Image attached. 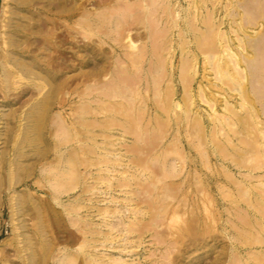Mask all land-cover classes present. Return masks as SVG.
<instances>
[{
  "label": "rangeland",
  "instance_id": "obj_1",
  "mask_svg": "<svg viewBox=\"0 0 264 264\" xmlns=\"http://www.w3.org/2000/svg\"><path fill=\"white\" fill-rule=\"evenodd\" d=\"M22 1L0 0V264H67V251L76 252L84 237V231L77 227L75 220L71 219L67 210L70 208L69 206H72L76 196L84 199L85 206L90 207L95 204L103 205L102 207L109 206L107 208L112 213L116 212V217H119V211L113 210L125 208L124 212L128 210L131 212L126 215L130 217L128 222H131L133 218L135 220V211L144 212V215L138 216L146 227L144 228L148 232L145 230L144 232L147 234L144 233L142 236L133 233L130 236L125 232L126 234L120 237L121 233L119 235L114 232V235L118 236L110 237V242L114 239L115 241L109 243L108 247L104 248L98 243V249L95 251L99 256L106 258L103 259L105 262L122 259L120 261L126 264H264V167L262 166L264 165V140H262L264 132H262L263 134L260 132L264 131V125L255 124V127L250 123L251 127L243 125V128L249 126V130L248 128L243 129L237 124L233 126L235 121L230 118V113L225 108L227 101L224 99H229L228 101L232 105L238 107L237 111L241 109L239 105L243 102L247 103V101L242 98V88L241 91L234 90L235 92H233L231 88L236 87L233 86L234 82L222 79V77L226 78L223 73L220 77L219 70L216 71L217 68L213 67L216 65V61L206 63V56L209 55L208 57L212 58L210 57L212 54L209 52L208 55L198 53L196 62L194 61L196 72L193 74V79L187 77L189 78L188 82H183L187 79L185 77L188 74L186 71L188 69L187 61L197 52H195V40L192 35L184 38L186 42L188 39V42L190 41L185 46L186 43H183L180 33L186 27L185 18L189 21L192 17V4L197 0H166L167 3L165 0H154L157 2L155 6H159L160 10L171 4L172 13L180 16H177V19L180 20L182 27L178 26L177 30L175 28L171 31L168 28L170 25L166 26V22L161 25L162 27L153 26V29L152 27L147 29L144 25V23L150 22L152 25L158 26L159 18L164 16V13L159 15L155 12L156 18L151 14L148 15V9L151 8L148 3H152V0H106L108 3L105 0H99L100 2L98 0ZM208 1L210 4L208 3L207 9L205 8L203 11L205 16H209V13L215 11L216 20L219 21L221 18L225 21L224 26L221 27L222 32L230 33L231 36L236 37L234 29L231 27L232 22L228 18L236 0ZM260 1L262 3L259 5ZM260 1L252 0L251 2L248 0L249 3H252V7L254 6V12L259 6L261 9L263 8L264 0ZM214 4L216 6L218 4L215 10L213 9ZM261 9L258 8V10ZM73 10H75V14ZM108 16L112 17V22L118 21L117 23H119L123 20L122 22L125 23L126 27H124V23L122 27V22L119 25L115 22L121 27L118 28L115 24V28L119 30H116L118 34L115 33L117 38L114 37L113 25L111 20H108L110 19ZM136 21L137 24H135ZM86 22L88 23L86 24ZM90 23L94 26H90ZM151 24L150 26H152ZM164 25L165 27H163ZM149 31H152V34L155 32V36L157 35V47L154 43H152L154 45L152 47ZM250 32L256 35L259 29L250 30ZM128 34L133 37L136 35L137 37L134 38L137 40L141 35L147 39L138 40L136 43L138 47L129 49L128 43L130 42L124 41ZM166 40L171 41L174 45L172 43L170 45ZM215 40L205 42L204 50H209L211 44L218 42ZM123 43L125 49L122 47ZM145 43L150 51L155 48L154 53L153 50L150 52L151 58L142 62L143 64H130L129 62H133V57H137L139 54V50L146 47ZM123 50L129 52H126L130 54L127 58L129 57L131 60L126 58V53L124 54ZM131 54L134 56L132 57ZM219 54L221 53L217 55ZM185 58L188 60L186 61ZM224 59H226L225 56ZM17 60L33 67L39 77H27L17 65ZM263 60L264 57L260 62L264 68ZM205 63L207 66L211 63L212 66L210 65L208 68L203 65ZM132 68L133 70H131ZM103 69H107V71ZM103 72L107 73L103 74ZM263 72L264 69L260 72L262 76ZM219 78H221V82ZM224 82L227 83L226 86ZM185 84L190 89L189 93L186 92ZM230 84L233 87L229 86ZM127 85L131 87L133 94H129ZM111 90L120 92L118 97L112 95L109 100L108 97L104 98L107 93V96H110ZM168 92H172V99ZM201 92H205L204 95ZM102 94L103 96H101ZM252 96L254 97L253 94ZM186 97L189 98L188 102L191 101L189 102V104L191 103L189 119L182 111L187 106ZM262 97L264 98V95ZM208 98L216 99L218 102L211 104ZM169 100L180 104L181 108H176L177 114H175L176 112L168 114L169 111L166 108L169 109V103H166L170 102ZM259 100L260 102H258ZM255 103L261 110L260 106L264 100L256 99ZM42 104V108L45 109L40 107ZM164 105H168V107ZM39 107L43 114L45 112L44 115L40 111L38 113L41 115L34 112ZM252 108L256 110L255 106ZM241 111L239 113L244 114ZM40 116L42 119H39ZM213 117L218 122L214 121ZM225 117L227 122L233 121L231 124L234 128H238L237 130L242 128L236 138L230 135L232 133L230 126H227L229 129L227 131L226 125L229 123L222 120ZM196 118L201 119V125L198 123L199 127L198 124L196 125ZM230 119L231 121H229ZM35 120H37V124H35ZM38 122H42V124ZM136 123L138 127H136ZM220 123H222L221 126ZM115 126L114 130L118 131L115 136L122 137L124 141L122 138H118L117 145L121 143L120 147L118 145L119 148L110 149L113 142L108 138L111 144L107 136L112 135L110 133L113 131L110 128H115ZM252 127L254 130L256 129L255 132ZM137 128L138 130H136ZM76 129L78 132L75 138L78 137V140L75 142L73 141V130ZM124 129L131 133L133 131L135 135H140V142L139 136L137 138L131 134L132 137H126L129 133L126 132L128 133L126 134ZM34 130L36 132H33ZM245 131L246 133H244ZM33 133L34 135L38 133L39 136L36 134V137ZM122 133L126 134L124 135L126 138L122 136ZM202 135L204 137L206 135L205 142L202 140ZM258 135L261 136V140ZM227 137L232 144L228 142ZM136 139L138 141H135ZM235 140L238 141L235 142ZM254 140H258V142ZM36 141H38L37 144ZM251 142L257 143V146L256 144L251 145ZM233 144L237 145V151H241L239 155L233 154V150H230ZM247 144L250 145L248 149ZM219 145H223V147ZM238 145L242 149H246L242 150ZM129 147L130 150L133 148V152H137V156L132 151H128ZM251 147H253L252 150ZM258 147L260 152L257 150ZM73 149L77 151L76 160L79 162L76 175L80 174L82 177L77 190H70V193L63 186L70 185L72 182L73 172L71 174V171L74 159L72 160L71 157H74ZM109 149L111 152L116 151L122 155L123 158L119 157L120 160L123 159L124 163L121 161L122 164L127 166L132 162V166L128 165L130 168L127 166L129 170L124 165L120 168L121 172H129V175L126 174L128 177L122 176L121 172H113L111 168L100 163L108 162ZM249 152L256 154L257 157H252ZM60 154L64 156H60ZM173 157L178 159L177 162H175L176 160H172V163L168 162ZM132 158H135L136 163H133ZM88 159H91L97 166H92ZM237 159L240 161L237 162ZM181 161L183 164L180 163ZM71 167L72 169H70ZM167 167L170 168L169 171ZM248 167L250 168L248 169ZM177 170H180V176L178 174V177L170 178L169 173L174 175ZM142 172L144 173L141 176ZM166 172L169 176L166 175ZM139 176L141 178L138 180ZM94 178L100 180L97 182ZM129 179L135 180L131 182ZM96 183L100 184L97 187L99 192L96 189V193L100 194L95 196V190L87 191V188L92 184L97 185ZM60 192L61 197L58 195ZM129 192H133L134 195ZM91 197L94 202L90 204ZM128 198L134 200L128 201ZM91 210L93 211L92 221L95 223L114 221V215H110L108 220L103 219L104 221H102V218L98 217V213L94 209ZM87 211L88 209H84L82 213ZM72 234L79 238L82 237L81 241L73 244ZM111 239L113 240L111 241ZM128 242L132 244H128ZM126 247L127 250H124ZM70 264L86 263L84 257H78Z\"/></svg>",
  "mask_w": 264,
  "mask_h": 264
},
{
  "label": "bare ground",
  "instance_id": "obj_2",
  "mask_svg": "<svg viewBox=\"0 0 264 264\" xmlns=\"http://www.w3.org/2000/svg\"><path fill=\"white\" fill-rule=\"evenodd\" d=\"M22 1V0H21ZM106 1V0H105ZM104 1V2H105ZM121 1V0H120ZM149 1V0H148ZM151 1V0H150ZM153 2H154V0H152ZM166 1V0H165ZM165 1H163V2H165ZM174 1V0H173ZM216 1V0H215ZM214 1V2H215ZM221 1V0H220ZM233 1V0H232ZM235 1V0H234ZM251 2H252V0H250ZM258 1V0H257ZM260 1V0H259ZM22 2H24V1H22ZM21 2V3H22ZM94 2V1H93ZM98 2H100L99 0H98ZM102 2V1H101ZM104 2H103V4H104ZM107 3H108V1H106ZM127 2V1H126ZM148 3V4H150L149 6L151 7V8H149L148 9V11H149V14L148 15H150L151 14V16L152 17H154L155 15H154V12H155V14H159L160 15V13H162V15H163V13H164V16H162V17H160V16H157V17H160L159 18V20H158V22H159V24H158V26H155V25H152L150 22V24L152 25V26H150V24L149 23H144V25L146 26V28L147 29H151V27H152V29H153V26L154 27H156V28H158L159 26H161V25H163L165 22H166V26L167 25H170L168 28H170V31L171 30H174L176 27H178V26H180V27H182L181 25H180V20H178L177 19V16L176 15H174L172 12H173V10L171 11V9H170V7L172 6L171 4H170V6L169 7H167L166 6V8H161V10H160V8H158L159 6H155V4L157 3L156 1L154 2V3ZM178 2V1H177ZM231 2V1H230ZM166 3H167V1H166ZM192 3V2H191ZM208 3H209V1L208 0H197L196 2H194L193 1V4H192V17L189 19L188 17H187V19H189V21H187L186 20V18H185V29H181L182 30V32L180 33L181 35H180V38H182L183 39V43L185 44V46L187 45V44H189L190 43V41L188 42V40H187V42H186V40H184V38L186 37V36H189V35H192V37L194 38V42H195V52H197V54H195L193 57H191L192 56V54H191V58L187 61L186 60V58H185V60L187 61V64L186 65H188V69H186V71H187V73L188 74H186L187 76L185 77V78H187V77H189V78H192L193 77V74H194V72H196V64H194V61L196 62V60L195 59H197V57H198V53L199 54H202V53H204L203 55H206L208 52L210 53V54H212V56H210V57H212V58H209L208 56H206V63L208 64V62H210V61H216L217 63H216V65H214V63H212L214 66V68H217L216 69V71L217 70H219V75H220V77H222L221 76V74L223 73V75L224 76H226V78L224 77H222V79H226V80H229V81H233L234 83V85L233 86H236L235 88H231V87H229V88H231V90L233 91V92H235L234 90H240L241 91V88H242V93H243V97L242 98H244L246 101H247V103H245V102H243V104H241V105H239L240 106V110H242L243 112H244V114H241V113H239V111H237V109H238V107H236V106H234V104L232 105L228 100H226V99H224V101H227V104L226 103H224V104H226V110L230 113V118H232L234 121H235V123H233V126H236V124L240 127H242L243 128V125H249V123H250V125H252V126H254L255 127V124L256 125H258V124H263L264 125V103H262L261 105L262 106H260V108H261V110H259L258 108H257V105H256V103H255V100L256 99H263L264 100V98L262 97L263 95H264V75L262 76L261 74H260V72L264 69L263 68V66H262V64H261V60H262V58L264 57V5H263V8L261 9V7L259 6L258 8H260L261 10H258V8H256L257 9V11L256 12H254V10H253V7H252V3H249L248 2V0H236L235 2H234V6H233V8H232V10L229 12L230 14H228L229 15V17L228 18H230V21L232 22V24H231V27H232V29H234V33H235V36L236 37H233V36H231L230 35V33H227V32H222V29H221V27H222V25L224 26V24H225V21L224 20H221V18H220V20L219 21H217L216 20V17L214 16V13H215V11H213V12H211V13H209L208 15L210 16H205V14L203 13V11H204V9L206 8L207 9V6H208ZM217 3V2H216ZM255 3V2H254ZM262 2L260 1V3H259V5L261 4ZM97 4V3H96ZM100 4V3H99ZM123 4V3H122ZM148 4H147V6H148ZM160 4V3H159ZM164 4V3H163ZM210 4V3H209ZM211 4H212V2H211ZM218 4L220 5V3L218 2ZM218 4H217V6H218ZM232 4H233V2H232ZM256 4H257V2H256ZM182 5V4H181ZM227 5V4H226ZM103 6V5H102ZM179 6V5H178ZM214 6V10H215V7H217L215 4L213 5ZM257 6V5H256ZM80 7V6H79ZM119 7V6H118ZM123 7V6H122ZM130 7V6H129ZM135 7H136V5H135ZM160 7H163V6H160ZM191 7V6H190ZM224 7V6H223ZM226 7V6H225ZM227 7H228V5H227ZM77 8V7H76ZM83 8V7H82ZM87 8V7H86ZM127 8H128V6H127ZM176 8V7H175ZM180 8V7H179ZM181 8H182V6H181ZM188 8V7H187ZM229 8V7H228ZM124 9V8H123ZM134 9V8H133ZM173 9V8H172ZM186 9V8H185ZM209 9V8H208ZM212 9V10H213ZM255 9V8H254ZM120 10V9H119ZM137 10V9H136ZM176 10V9H175ZM174 10V11H175ZM74 12V14H75V10H73ZM91 11V10H90ZM124 11V10H123ZM127 11V10H126ZM182 11V10H181ZM180 11V12H181ZM186 11V10H185ZM191 11V10H190ZM78 12V11H77ZM140 12V11H139ZM142 12V11H141ZM210 12V11H209ZM220 12V11H219ZM225 12H227V11H225ZM224 12V13H225ZM82 13V12H81ZM90 14H91V12H89ZM89 13H87L88 15H90ZM137 13V12H136ZM182 13V12H181ZM188 13H189V10H188ZM187 13V14H188ZM217 13H218V11H217ZM246 13V14H245ZM84 14V13H83ZM85 14H86V11H85ZM105 14V13H104ZM124 14V13H123ZM125 14H127V13H125ZM190 14V13H189ZM243 14H244V16H243ZM69 15V14H68ZM87 15V16H88ZM117 15V14H116ZM147 15V14H146ZM106 16V15H105ZM123 16V15H122ZM176 16V17H175ZM109 17V16H108ZM108 17H106V18H108ZM116 17V16H115ZM143 17V16H142ZM152 17H151V19H152ZM178 17H180V16H178ZM227 17V16H226ZM89 18H90V16H89ZM95 18H97V17H95ZM104 17H102V20H104L103 19ZM110 18V17H109ZM112 18V17H111ZM108 19V20H111V22H112V19ZM155 18H156V16H155ZM181 18H182V16H181ZM223 18V17H222ZM113 19H115L114 17H113ZM116 19H117V17H116ZM115 19V20H116ZM119 19V18H118ZM139 19V18H138ZM138 19H136V20H138ZM147 20H148V18H146ZM227 19V18H226ZM92 20V19H91ZM107 20V21H108ZM119 20H122V19H119ZM139 20H141V19H139ZM123 21V20H122ZM122 21H120V22H122ZM127 21V20H126ZM95 22H97V21H95ZM110 22V21H109ZM108 22V24L109 25H111V23H109ZM116 21H113L112 22V25H113V29L115 30H112L113 31V34H114V37H116L115 36V33L116 34H118L117 33V31L116 30H118L117 28H115L116 27V25L118 24H120V22L119 23H115ZM141 22H143V21H141ZM163 22V23H162ZM230 22V23H231ZM88 22H86V24H87ZM123 23L124 22H122L121 24V26L123 27ZM130 23V22H129ZM182 23V22H181ZM182 23V24H183ZM92 23H90V26H94L93 24L91 25ZM105 24V23H104ZM116 24V25H115ZM127 24V23H126ZM131 24H132V22H131ZM135 24H137V21H136V23ZM139 24V23H138ZM96 25V24H95ZM106 25V24H105ZM117 25V27L118 28H121L120 26H118ZM128 25V24H127ZM45 26V25H44ZM184 26V25H183ZM87 27H88V25H87ZM106 27V26H105ZM108 27V26H107ZM110 27V26H109ZM124 27H126L125 26V23H124ZM130 27V26H129ZM162 27V26H161ZM163 27H165V25L163 26ZM261 27H263V29H261ZM171 28H173V29H171ZM74 29V28H73ZM88 29V28H87ZM123 29V28H122ZM254 29H259V32H258V34H256V35H253L251 32H250V30H254ZM42 30V29H41ZM93 30V29H92ZM155 30H157V29H155ZM176 30H177V28H176ZM180 30V29H179ZM73 31V30H72ZM75 31V30H74ZM77 31V30H76ZM119 31V30H118ZM153 31V30H152ZM152 31H149L150 32V34H151V44L152 43H154V45H155V47H157V35L155 36V32H153V34H152ZM168 31H169V29H168ZM122 32V31H121ZM158 32H160L159 30H158ZM163 32V31H162ZM232 32V33H233ZM120 33V32H119ZM164 33V32H163ZM233 33V34H234ZM70 34V33H69ZM76 34H78V33H76ZM106 34H107V32H106ZM139 34V33H138ZM165 34V33H164ZM163 34V37H165V35ZM167 34H169V33H167ZM166 34V35H167ZM173 34V33H172ZM112 35V34H111ZM109 36H110V34H109ZM150 36V35H149ZM160 36H162V35H160ZM177 36H178V34H177ZM114 37H112V38H114ZM119 37V36H118ZM134 37H137L136 35L134 36ZM132 35H130V34H128V35H126V37L124 38V41H129L130 43H128L129 45H128V48L129 49H131V48H135L136 46H137V42H138V40L140 41V40H142V39H145L144 38V35H141L140 37H139V39L137 40V38H134ZM162 37V39L163 40H165V38H163ZM191 37V38H192ZM117 38V37H116ZM169 38V37H168ZM171 38L173 39V36H171ZM190 38V37H189ZM126 39V40H125ZM137 40V41H135V40ZM147 39V38H146ZM149 39V40H150ZM213 39H216L218 42L216 43H214L213 45L211 44V46L209 47V50L207 49V51H205L204 50V48L203 47H206V46H204V44H205V42H209L210 40H213ZM112 40H114V39H112ZM117 40V39H116ZM115 40V41H116ZM123 40V39H122ZM148 40V41H149ZM175 40V39H174ZM192 40V39H191ZM215 40V41H216ZM167 41V40H166ZM165 41V42H166ZM122 42V41H121ZM121 42H120V44H121ZM150 42V41H149ZM168 42V41H167ZM166 42V43H167ZM214 42V41H213ZM125 43V42H124ZM124 43H123V46L122 47H124L125 45H124ZM166 43H164V44H166ZM169 44L170 43H172L171 41L170 42H168ZM193 43V42H192ZM146 44V47H142L140 50H139V54L137 55V57H133L134 56V54L132 55L131 54V56L134 58V59H132L133 60V62H129L130 64L132 63L133 65H138V64H140V63H142V62H144L145 60H148L149 58H151L149 55H150V52L153 50V48L151 49V51L148 49V45H147V43H145ZM150 44V45H151ZM173 44V43H172ZM87 45V44H86ZM122 45V44H121ZM153 45V44H152ZM151 45V46H152ZM154 45L152 46V47H154ZM158 45H160L159 44V42H158ZM171 45V44H170ZM174 45V44H173ZM191 45V44H190ZM206 45V44H205ZM31 46V45H30ZM127 46V45H126ZM145 46V45H144ZM169 46V45H168ZM168 46H167V48H168ZM85 47V46H84ZM120 47V46H119ZM122 47H120V48H122ZM138 47V46H137ZM159 47V46H158ZM172 47H174V46H172ZM172 47H171V49H172ZM190 47V46H189ZM193 47V46H192ZM126 47H124V49H125ZM166 48V47H165ZM191 48V47H190ZM239 48H241L240 50H239ZM157 49V48H156ZM170 49V48H169ZM128 50V49H127ZM176 50V49H175ZM192 50V49H191ZM154 51H155V48H154V50H153V53H154ZM164 51H165V49H164ZM121 52H122V50H121ZM123 52H124V54L127 52V53H129L128 51H124L123 50ZM162 52V51H161ZM165 52H167V51H165ZM171 52V51H170ZM185 52V51H184ZM188 52V51H187ZM192 52V51H191ZM5 53V52H4ZM126 53V58H127V56L128 55H130V54H127ZM131 53V52H130ZM218 53H221V54H219V55H217ZM122 54V53H121ZM152 54V53H151ZM163 54V53H162ZM161 54V55H162ZM168 54V53H167ZM170 54V53H169ZM173 54V52L171 53V55ZM185 54H186V52H185ZM152 55H154V54H152ZM189 55V54H188ZM122 56H123V54H122ZM130 56V57H131ZM136 56V55H135ZM170 56V55H169ZM201 56V55H200ZM224 56H225V58L226 59H224ZM124 57V56H123ZM131 57V58H132ZM228 57V58H227ZM16 58V57H15ZM129 58V57H128ZM127 58V59H128ZM152 58H154V57H152ZM165 58V57H164ZM168 58V57H167ZM104 59V58H103ZM107 59V58H106ZM111 59V58H110ZM109 59V60H110ZM126 59V60H127ZM161 59H162V57H161ZM174 59V58H173ZM129 60H131L130 58H129ZM158 60V59H157ZM201 60V59H200ZM200 60H198V61H200ZM164 61H165V59H164ZM172 61V60H171ZM221 61H223V63H221ZM264 61V60H263ZM168 62H169V60H168ZM204 62V61H203ZM17 65L24 71V73L27 75V77H31V76H35V77H39L38 76V74L37 73H35V70H34V68L33 67H30V65H27L26 63H24V62H22V61H18L17 60ZM172 63V62H171ZM197 63H199V62H197ZM206 63L205 64H203V65H206ZM143 64V63H142ZM210 65H211V63H209ZM132 65V66H133ZM210 65L209 66H207L206 65V67H210ZM16 66V65H15ZM109 66V65H108ZM108 66H104V67H108ZM131 66V65H130ZM130 66H129V68H130ZM171 66H172V64H171ZM170 66V67H171ZM212 66V65H211ZM99 67V66H98ZM138 67V66H137ZM213 68V71L215 70ZM95 69V68H94ZM105 69V68H104ZM103 69V70H104ZM171 69V68H170ZM131 70H133V68L131 69ZM104 71H107V69L106 70H104ZM166 71V70H165ZM109 72V71H108ZM167 72V71H166ZM170 72V71H169ZM168 72V73H169ZM6 73V72H5ZM4 73V74H5ZM107 72H103V74H106ZM264 73V72H263ZM102 74V73H101ZM115 75V74H114ZM171 75V74H170ZM195 75H196V73H195ZM184 76V75H183ZM34 77V78H35ZM53 77V76H52ZM105 77H107V76H105ZM118 78V77H117ZM168 78H169V76H168ZM183 78V77H182ZM189 78H187V79H185L184 80V78H183V82H188V80H189ZM127 79V78H126ZM170 79V78H169ZM173 79V78H172ZM193 79V78H192ZM191 79V80H192ZM220 79V82H221V78H219ZM6 80V79H5ZM9 80V79H8ZM47 80H49V79H47ZM168 80V79H167ZM174 80V79H173ZM172 80V81H173ZM237 80H239V81H237ZM224 81V80H223ZM228 81V82H229ZM236 81V82H235ZM116 82V81H115ZM160 82H161V80H160ZM226 82V81H225ZM224 82V85L225 84H227V83H225ZM223 83V82H222ZM230 83V82H229ZM231 84H232V82H231ZM229 85V86H232V85ZM109 85V84H108ZM130 85V84H129ZM137 85V84H136ZM222 85V84H221ZM128 86V85H127ZM132 86V85H131ZM134 86V85H133ZM169 86V85H168ZM226 86V85H225ZM225 86H223V87H225ZM232 86V87H233ZM211 87V86H210ZM215 87V86H214ZM213 87V88H214ZM219 88V87H218ZM228 88V89H229ZM128 90V92H129V94H133V91H132V89H131V87H129L128 86V88H127ZM173 89V88H172ZM185 89H186V92H190V89H189V87L187 86V84H185ZM201 89V88H200ZM212 89V88H211ZM221 89V88H220ZM227 89V87L225 88V90ZM108 90H110V89H108ZM108 90H106V92H108ZM192 90V89H191ZM203 90H205V89H203ZM215 90H216V87H215ZM168 91H172V90H168ZM201 91V90H200ZM218 91H219V89H218ZM111 92H114V93H111ZM216 92V91H215ZM225 92V91H224ZM229 92H230V90H229ZM111 93V94H110ZM110 93H109V95L110 96H107V94H105V96H104V98H107L108 100L109 99H111V97H112V95L113 96H117L118 97V95L120 94V92H117V91H115V90H111L110 91ZM126 93V92H125ZM168 93H170V92H168ZM172 93V92H171ZM168 94L169 95V97H171L170 99H172V94ZM185 93V92H184ZM202 94L203 93H205V92H201ZM224 94V93H223ZM252 94L254 95V97L252 96ZM261 94H262V96H261ZM164 95V94H163ZM167 95V94H166ZM187 95V94H186ZM204 95V94H203ZM202 95V96H203ZM207 95V94H206ZM101 96H103V94L101 95ZM201 96V95H200ZM225 96H227V95H225ZM242 96V95H241ZM110 97V98H109ZM192 97V96H191ZM194 97V96H193ZM204 98H206L205 96H203ZM103 98V97H102ZM187 98V106H185L186 108H183L182 109V111H183V113L184 114H186V116H188V119H189V116H190V113H191V103L189 104V102H191V101H189L188 102V100H189V98H190V95H189V98L188 97H186ZM226 98H228V96L226 97ZM106 99V100H107ZM209 99V101L211 102V104H212V102L213 103H215V102H218L216 99H213V98H208ZM231 99V98H230ZM244 99H243V101H244ZM184 100H186V99H184ZM191 100V99H190ZM204 100V99H203ZM206 100H207V98H206ZM127 101V100H126ZM170 102H167L166 104H168L169 103V109L168 108H166L169 112H168V114L170 113V114H174V112H176L175 114H177V107L178 108H181V106H180V104H176V101H175V103H174V101L173 102H171L172 100H169ZM232 101V100H231ZM185 102V101H184ZM258 102H260V100L258 101ZM261 102H263V101H261ZM160 103V102H159ZM234 103V102H233ZM242 103V102H241ZM44 104V103H43ZM43 104L40 106L41 108H42V106H43ZM157 104V103H156ZM165 104V105H166ZM193 104H195V103H193ZM216 104V103H215ZM238 104V103H237ZM159 105V104H158ZM164 105V106H165ZM214 105V104H213ZM218 105V104H217ZM48 106V105H47ZM47 106H46V108H47ZM162 106V105H161ZM212 106V105H211ZM256 107V110H254L252 107ZM37 107V106H36ZM40 107L39 108H37L38 109V111H36V110H34V112L36 113H38L39 111H40ZM165 107H168V105L167 106H165ZM194 107V106H193ZM44 108V107H43ZM42 108V109H43ZM131 108V107H130ZM212 108H213V106H212ZM224 108V109H225ZM35 109V108H34ZM45 109V108H44ZM254 111H253V110ZM132 110V109H131ZM167 110H165L166 112H167ZM44 111V110H43ZM130 111V110H129ZM162 112L164 111L163 109L161 110ZM241 111V112H242ZM180 112V111H179ZM36 113V114H37ZM40 113H42L41 111H40ZM40 113H38V114H40ZM182 113V114H183ZM263 113V114H262ZM37 114V115H38ZM43 114V113H42ZM44 114H45V112H44ZM43 114V115H44ZM169 114V115H170ZM193 114V113H192ZM31 115H32V113H31ZM37 115H33V116H37ZM41 115V114H40ZM43 115H42V117H43ZM166 115V114H165ZM195 115V114H194ZM119 116V115H118ZM124 116V115H123ZM168 116V115H167ZM180 116V115H179ZM229 116V115H228ZM228 116H226V117H228ZM31 117V116H30ZM42 117L40 116V118L39 119H42ZM134 117V116H133ZM169 117V116H168ZM167 117V118H168ZM218 117V116H217ZM226 117H225V119H222V120H225L226 121ZM32 118H34V117H32ZM44 118V117H43ZM117 118V117H116ZM178 118V117H177ZM180 118H182V117H180ZM179 118V119H180ZM192 118H194V117H192ZM213 118H215V117H213ZM219 118H221V117H219ZM222 118H224V117H222ZM31 119V118H30ZM38 119V118H37ZM38 119V120H39ZM188 119H186V120H188ZM229 119V118H228ZM126 120V119H125ZM178 120V119H177ZM195 120H197L195 123H196V125L199 123L200 125H201V119H195ZM37 120H35V122H36ZM138 121V120H137ZM185 121V120H184ZM183 121V122H184ZM214 121H217V119L215 118V120ZM220 121V120H219ZM229 121H231V119L229 120ZM32 122V121H31ZM133 122V121H132ZM218 122V121H217ZM227 122V121H226ZM231 122H233V121H231ZM231 122H227V123H229L228 125H226V127L227 126H230L229 128H230V131L233 133V135H232V133L231 132H229V133H231L230 135L231 136H233V138L235 137L236 138V136H237V134H238V132H239V130L240 129H242V128H240L239 130H237L238 128H234L233 126H232V124H231ZM39 124L41 123L42 124V122H38ZM170 123V122H169ZM182 123V122H181ZM202 123H203V121H202ZM223 123H225L224 121H223ZM33 124H34V122H33ZM35 124H37V122L35 123ZM35 124H34V127H36L35 126ZM149 124V123H148ZM185 124V123H184ZM198 124V127L200 126ZM226 124V123H225ZM31 125V124H30ZM112 125H113V123H112ZM121 125V124H120ZM129 125V124H128ZM133 125V124H132ZM222 125V123H220V126ZM249 125V126H250ZM37 126H39V125H37ZM41 126V125H40ZM39 126V127H40ZM122 126V125H121ZM125 126V125H124ZM216 126H217V124H216ZM248 126V127H249ZM33 127V128H34ZM111 127V126H110ZM136 127H138L137 126V123H136ZM162 127V126H161ZM215 127V126H214ZM224 127H225V125H224ZM246 127V126H245ZM243 128V129H247V128ZM251 127V126H250ZM38 128V127H37ZM118 128V127H117ZM129 128V127H128ZM139 128H141L140 126H139ZM146 128V127H145ZM220 128H223V127H220ZM253 128V127H252ZM252 128H251V130H252ZM111 129V131H113V133H110V134H112L111 136L109 135V136H107V139L109 138V139H111L112 140V142H113V145H111L112 143L110 142V140H109V142L111 143H109V145H111L110 147V149H112L113 147L115 148V147H118V145L119 144H121V143H119L118 145H117V143H118V141H119V139L120 138H122V137H116L115 136V134H116V132H118V131H116V130H114V129H116V126H115V128L114 127H112V128H110ZM200 129V128H199ZM226 129H228V127L226 128ZM258 129H259V127H258ZM30 130V129H29ZM31 130H32V128H31ZM30 130V131H31ZM39 130V129H38ZM118 130V129H117ZM120 130V129H119ZM125 130V129H124ZM127 130V129H126ZM125 130V133L126 132H128V133H126V134H128V135H126V134H123L124 132H123V130H121L123 133V137L124 138H126L127 136H131V134H132V136H134L135 134L133 133V131H132V133H131V131L129 132V130L128 131H126ZM131 130H133V128H131ZM136 130H138V128L136 129ZM215 130H216V127H215ZM215 130H214V132H215ZM223 130H225V128H223ZM248 130H249V128H248ZM247 130V131H248ZM250 130V131H251ZM253 130H254V128H253ZM261 130V129H260ZM259 130V131H260ZM69 131V130H68ZM74 131V138H73V141H75L76 142V140H78V137H77V139L75 138L76 136H77V129L76 130H73ZM110 131V132H111ZM217 131H218V129H217ZM220 131H222V130H220ZM227 131H229V129L227 130ZM226 131V132H227ZM243 131V130H242ZM256 131V129L254 130V132ZM33 132H36V130H34ZM135 132V131H134ZM200 132V131H199ZM241 132V131H240ZM249 132V131H248ZM247 132V133H248ZM254 132H253V134H254ZM261 133L262 132H264L263 130H261L260 131ZM32 133V132H31ZM121 133V132H120ZM120 133H119V135H120ZM139 133V132H138ZM201 133V132H200ZM216 133V132H215ZM215 133H213V134H215ZM219 133H222V132H219ZM244 133H246V131L244 132ZM37 135H38V133H36ZM36 134L34 135V133H33V135L34 136H36ZM41 134V133H40ZM73 134V133H72ZM202 134V133H201ZM205 134V133H204ZM218 134V133H217ZM223 134V133H222ZM225 134H227V133H225ZM243 134V133H242ZM249 134V133H248ZM257 134V132L255 133V135ZM263 134V133H262ZM124 135H126V137L124 136ZM220 136H221V134H219ZM228 135V134H227ZM247 135V134H246ZM251 135V134H250ZM264 135V134H263ZM263 135H262V137H263ZM29 136H30V134H29ZM33 136V137H34ZM39 136V135H38ZM131 136V137H132ZM135 136H137V138H138V136H139V142H140V135H138V134H136ZM134 136V137H135ZM208 136V135H207ZM229 136V135H228ZM241 136V135H240ZM239 136V137H240ZM257 136V135H256ZM258 136H260V135H258ZM32 137V136H31ZM37 137V136H36ZM35 137V138H36ZM41 137V136H40ZM39 137V138H40ZM111 137V138H110ZM205 137H206V135H205ZM204 137V135H202V140L205 142V138ZM30 138V137H29ZM38 138V139H39ZM119 138V139H118ZM228 139V142H230L229 141V137H227ZM264 138V137H263ZM33 139V138H32ZM123 139V138H122ZM135 139V138H134ZM200 139V138H199ZM232 139V138H231ZM256 139H257V137H256ZM36 140H37V138H36ZM41 140V139H40ZM71 140V139H70ZM126 140V139H125ZM207 140V139H206ZM239 140V139H238ZM237 140V141H238ZM243 140H244V138H243ZM260 140H261V136H260ZM262 140H264V139H262ZM121 141V140H120ZM122 141H124V139L122 140ZM135 141H138L137 139L135 140ZM135 141H133V142H135ZM212 141V140H211ZM236 140H235V142H237ZM241 141V140H240ZM255 141V140H254ZM257 142H258V140H256ZM255 141V142H256ZM30 142V141H29ZM33 142V141H32ZM31 142V143H32ZM37 142L38 141H36V144H37ZM226 142V141H225ZM227 142V145L229 144ZM245 142H247V141H245ZM245 142H243L244 144H245ZM262 142V141H261ZM136 143H138V142H136ZM239 143V142H238ZM29 144V143H28ZM124 144V143H123ZM223 144V143H222ZM230 144H232L231 142H230ZM248 144H249V142H248ZM247 144V145H248ZM252 144H256V146H257V143H254V142H251V145ZM261 144V143H260ZM263 144V143H262ZM32 145V144H31ZM61 145H62V143H61ZM108 145V146H109ZM117 145V146H116ZM139 145V144H138ZM226 145V146H227ZM241 145V144H240ZM243 145V144H242ZM246 145V144H245ZM122 146V145H121ZM140 146V145H139ZM219 146H221V145H219ZM230 146V145H229ZM237 145L236 144H233V146H232V149H230V150H233V154L235 153L236 155H239L240 153H241V151L239 152V151H237V147H236ZM239 146V145H238ZM249 146V147H248ZM247 146V149L248 148H250V145H248ZM256 146H253V147H256ZM264 146V145H263ZM75 147V146H74ZM119 147H120V145H119ZM118 147V148H119ZM138 147V146H137ZM221 147H223V145L221 146ZM220 147V148H221ZM228 147V146H227ZM240 147V146H239ZM243 147V146H242ZM253 147H251V150H252V148ZM132 148V147H131ZM220 148H218V149H220ZM225 148V147H224ZM228 148H231V146L230 147H228ZM241 148V147H240ZM59 149V148H58ZM109 149V151H110V154H109V156L107 157L108 159V162H100L101 164H104V165H106L109 169L111 168L112 170H113V172H121V170H120V168L121 167H123L122 165H124V164H122V160H120L121 158H123L122 157V155L121 154H118L116 151H113V152H111V150ZM129 150L128 151H132L133 152V148H132V150H130V147L128 148ZM152 149V148H151ZM222 149V148H221ZM242 149V148H241ZM244 149H246V148H244ZM244 149H242V150H244ZM261 150H263V148H260ZM94 151H95V149H93ZM114 150H116V149H114ZM120 150V149H119ZM153 150V149H152ZM226 150V149H225ZM258 151H259V147H258V149H257ZM73 151H74V157L72 158L71 157V159L73 160L74 159V163H73V161L72 162H70L72 165H73V170L71 171V174H72V172H73V174H72V176L71 177H73V178H71L72 179V182H71V184L70 185H67L66 184V186L64 185L63 187L65 188L66 187V189L67 190H69V192L71 193V191L70 190H77V188L79 187V185L81 184V175L80 174H78V175H76V168H78V163L79 162H77V160H76V158H77V151L76 150H74L73 149ZM93 151V152H94ZM121 151V150H120ZM127 151V153H129ZM135 151V150H134ZM229 151V150H228ZM247 151V150H246ZM250 151V150H249ZM254 151H256V149H254ZM257 151V152H258ZM90 152V151H89ZM132 152H131V154H132ZM145 152V151H144ZM150 152H152V151H150ZM260 152V151H259ZM73 153V152H72ZM109 153V152H108ZM126 153V154H127ZM134 153V155H136L137 156V152L135 151V152H133ZM136 153V154H135ZM232 153V152H231ZM247 153V155H248V152H246ZM250 153V152H249ZM130 154V153H129ZM250 154H252L251 156L253 157H255L256 156V154H254V153H250ZM249 154V155H250ZM254 154V155H253ZM258 154V153H257ZM61 155H63V154H60V156ZM67 155V154H66ZM134 155H131V156H134ZM242 155V154H241ZM243 155H244V153H243ZM259 155H261V154H259ZM264 155V154H263ZM262 155V156H263ZM64 156V155H63ZM62 156V157H63ZM178 156V155H177ZM228 156V155H227ZM231 156V155H230ZM230 156H229V158H230ZM102 157V156H101ZM119 157H121L120 159H119ZM180 157V156H179ZM232 157V156H231ZM234 157V156H233ZM238 157H240V156H238ZM243 157V156H242ZM241 157V158H242ZM257 157V156H256ZM261 157V156H260ZM102 158H104V156L102 157ZM129 158V157H128ZM127 158V159H128ZM171 158V157H170ZM174 158V157H173ZM170 159L168 162H171L172 160H176L175 162H177V158H174V159ZM106 159V158H105ZM133 159V158H132ZM135 159V158H134ZM133 159V160H134ZM168 159V158H167ZM183 159V158H182ZM186 159V158H185ZM234 159V158H233ZM258 159V158H257ZM60 160H62V159H60ZM89 160V162H90V164L92 165V166H95L96 164L95 163H93L92 161H91V159H88ZM137 160H138V158H137ZM238 160V159H237ZM63 161V160H62ZM122 161V162H121ZM136 160H134L133 161V163L135 162ZM141 161V160H140ZM240 160H238L237 162H239ZM119 162H121L120 164H119ZM130 162H131V160H130ZM139 162V161H138ZM236 162V161H235ZM236 162V163H237ZM60 163H61V161H60ZM124 163V162H123ZM136 163V162H135ZM172 163V162H171ZM170 163V164H171ZM180 163H182V161L180 162ZM264 163V162H263ZM97 164H99V163H97ZM129 164H131V166H132V162L131 163H129ZM128 164V165H129ZM168 164V163H167ZM183 164V163H182ZM234 164V163H233ZM72 165H70V166H72ZM127 165V166H128ZM137 165V164H136ZM151 165V164H150ZM153 165V164H152ZM184 165H185V162H184ZM183 165V166H184ZM237 165H238V163H237ZM80 166V165H79ZM97 166V165H96ZM124 166H126V164L124 165ZM126 166V167H127ZM138 166V165H137ZM169 166V165H168ZM263 167H264V165H262ZM261 166V167H262ZM129 167V166H128ZM128 167H127V169H128ZM134 167V166H133ZM136 167V166H135ZM170 167V166H169ZM169 167H167V168H169ZM181 167H182V165H181ZM239 167H240V165H239ZM254 167V166H253ZM258 167V166H257ZM261 167H260V169H261ZM80 168V167H79ZM130 168V167H129ZM137 168V167H136ZM250 167H248V169H249ZM254 168H256V166L254 167ZM259 168V167H258ZM70 169H72V167L70 168ZM137 169H139L140 170V168L138 167ZM181 169V168H180ZM129 170V169H128ZM155 170V169H154ZM153 170V171H154ZM167 170V169H166ZM170 170V168L168 169V171ZM175 170H176V167H175ZM127 171V170H126ZM142 171V170H141ZM140 171V172H141ZM147 171V170H146ZM152 171V172H153ZM167 171V172H168ZM183 171V170H182ZM252 171V170H251ZM257 171H259V170H257ZM149 172V171H148ZM156 172V171H155ZM166 172V175L168 174ZM171 172V171H170ZM172 172H174L173 170H172ZM177 173L176 174H174L173 175V173H169L171 176H170V178L173 176H177L179 173H180V170H177L176 171ZM70 173V172H69ZM75 173V174H74ZM121 173H123L122 174V176H126V177H128L127 175H129L128 173L129 172H125V171H123V172H121ZM136 173H138V172H136ZM144 172H142L141 173V176H142V174H143ZM68 174V173H67ZM127 174V175H126ZM139 174V173H138ZM169 174L167 175V176H169ZM189 174V173H188ZM251 174V173H250ZM132 175V174H131ZM137 175V174H136ZM140 175V174H139ZM63 176V175H62ZM134 176V175H133ZM138 176V175H137ZM155 176V175H154ZM178 176H180V174L178 175ZM177 176V177H178ZM254 176V175H253ZM19 178V177H18ZM18 178L16 179L17 181H18ZM69 178V177H68ZM123 178V177H122ZM133 178H136V177H133ZM138 178V180L141 178L140 176L139 177H137ZM136 178V179H137ZM251 178V177H250ZM249 178V179H250ZM15 179V178H14ZM64 179V178H63ZM125 179H127L128 180V178H125ZM200 179V178H199ZM61 180V179H60ZM94 180L95 181H99V180H97V178H94ZM129 180H131V182H132V180L134 181L135 179H129ZM246 180V179H245ZM66 181V180H65ZM250 181V180H249ZM60 182V181H59ZM125 182V181H124ZM128 182H130V181H128ZM60 183H62V182H60ZM18 184V183H17ZM62 184H65L64 182L62 183ZM97 185H95V184H92V185H89V188H87V191H92V190H95L94 192H95V196L97 195V194H100V193H98L99 191H98V189H97V187L100 185L99 183H96ZM125 184V183H124ZM127 184V183H126ZM129 184H132V183H129ZM128 184V185H129ZM62 186V185H61ZM69 186V187H68ZM71 186V187H70ZM132 186V185H131ZM130 186V187H131ZM194 186H196V185H194ZM69 188V189H68ZM96 189H97V193H96ZM67 190H64L65 192L67 191ZM59 191H61V190H59ZM58 191V192H59ZM63 191V192H64ZM68 192V193H69ZM258 192V191H257ZM130 193V192H129ZM254 193V192H253ZM61 192L58 194L60 197H61ZM130 194H133V192L132 193H130ZM252 194V193H251ZM77 195V194H76ZM134 195V194H133ZM253 195V194H252ZM57 196V195H56ZM59 199V198H58ZM190 199V198H189ZM75 201L74 202H72L73 204H72V206H69L70 208H68L67 210H68V212H69V214L68 215H70L71 216V219L72 220H75L74 222H75V224L77 225V227L78 228H80L82 231H84V237H83V241H82V243L80 242L81 240L80 239H82V237L81 238H79L77 235H75V234H72V243L73 244H75V243H79L80 242V248L75 252V251H67V254H66V256H67V264H70L72 261H74L75 259H78V257H84V262L86 263V264H126L125 262H123V261H120V260H122V259H120L119 261H111V262H105L103 259H106L105 257L103 258L102 256H99L98 255V253L95 251V250H97L98 249V243H100L101 245H103L104 246V248L105 247H108V244L109 243H113V241H115V239L113 240V239H111V241L112 242H110V237L112 236V238H115V237H117L116 235H114L115 233L114 232H116V233H119V235H120V233H121V235H120V237L121 236H123V234H126L127 233V235L128 234H130V236L133 234V233H136V234H144L145 232H144V230H145V226L143 225V223H142V220L140 219V217H141V215L140 214H142V215H144L143 213H141L140 211H135V220H134V218L131 220V222H128L129 220L128 219H130V217L129 216H126V215H128V214H130L131 212L128 210V211H125L124 212V209H119L118 208V210H113V211H119V214L121 215L122 214V216H120L119 215V217H116L115 216V213H112V212H110V209L109 208H107V207H109V206H106V207H102L103 205H101V206H99V205H96L95 204V206L93 205V206H85L84 205V199L83 198H78V196H76V199H74ZM134 200V199H133ZM132 200V198H128V201H133ZM82 201H83V203H82ZM89 203L91 204V202H94V200H93V197H91L90 199H89ZM128 201H126V202H128ZM57 202H58V200H57ZM58 203H60V201L58 202ZM130 203V202H129ZM132 203V202H131ZM251 204V203H250ZM253 204V203H252ZM111 208V207H110ZM84 209H88V211L86 212V213H82L83 212V210ZM91 209H94L95 211H96V213H98V217H101L102 219V221H104L103 219H107L110 215H114L113 217H114V221L113 222H100V223H95V222H93L92 221V219H93V214H92V210ZM84 214H86V216H84ZM138 215H140V217L138 216ZM118 216V215H117ZM111 217V216H110ZM112 217V218H113ZM70 218V217H69ZM131 218H132V216H131ZM125 219H127V220H125ZM143 219V218H142ZM74 224V225H75ZM75 225V226H76ZM100 225V226H99ZM145 227V228H144ZM105 229H108V230H105ZM145 231H147V230H145ZM126 232V233H125ZM148 232V231H147ZM145 234H147V233H145ZM135 235V234H134ZM140 235V236H141ZM114 236V237H113ZM126 236V235H125ZM143 236V235H142ZM102 237V238H101ZM136 237H137V235H136ZM145 237V236H144ZM130 238V237H129ZM132 238V237H131ZM142 238V237H141ZM122 239H125V238H122ZM127 240V239H126ZM125 240V241H126ZM130 240V239H129ZM116 241H117V238H116ZM123 241V240H122ZM128 241V240H127ZM124 242V241H123ZM127 243V242H126ZM128 244H132L131 242L129 243L128 242ZM133 247H135V245H132ZM129 247V246H128ZM110 248H112V247H110ZM129 249V248H128ZM124 250H127V247L124 249ZM236 256V255H235ZM68 259H69V262H68ZM100 259H101V261H100ZM239 259V258H238Z\"/></svg>",
  "mask_w": 264,
  "mask_h": 264
}]
</instances>
